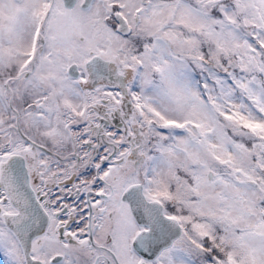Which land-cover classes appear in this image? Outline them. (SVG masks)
<instances>
[{
  "label": "snow or ice",
  "instance_id": "obj_1",
  "mask_svg": "<svg viewBox=\"0 0 264 264\" xmlns=\"http://www.w3.org/2000/svg\"><path fill=\"white\" fill-rule=\"evenodd\" d=\"M0 264H264V0H0Z\"/></svg>",
  "mask_w": 264,
  "mask_h": 264
}]
</instances>
